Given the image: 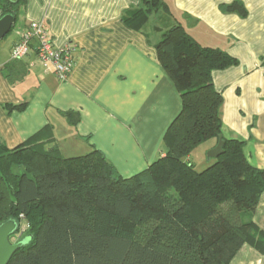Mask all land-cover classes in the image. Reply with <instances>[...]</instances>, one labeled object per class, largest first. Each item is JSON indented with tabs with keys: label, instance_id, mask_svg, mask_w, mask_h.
I'll return each mask as SVG.
<instances>
[{
	"label": "trees",
	"instance_id": "obj_1",
	"mask_svg": "<svg viewBox=\"0 0 264 264\" xmlns=\"http://www.w3.org/2000/svg\"><path fill=\"white\" fill-rule=\"evenodd\" d=\"M24 3L0 0V18L12 14L15 22ZM165 8L144 0L122 20L140 30ZM221 10L247 16L237 2ZM155 50L181 109L164 135L165 156L144 171L122 178L97 151L64 158L45 142L8 149L0 140V224L14 220L10 241L24 240L9 264H229L245 243L264 250L252 222L264 171L248 164L243 143L222 140L204 171L190 161L195 148L221 138L223 98L211 75L237 60L200 46L179 25Z\"/></svg>",
	"mask_w": 264,
	"mask_h": 264
},
{
	"label": "crops",
	"instance_id": "obj_2",
	"mask_svg": "<svg viewBox=\"0 0 264 264\" xmlns=\"http://www.w3.org/2000/svg\"><path fill=\"white\" fill-rule=\"evenodd\" d=\"M143 1L25 0L13 36L0 41L2 143L13 149L45 142V150L56 148L64 158L97 151L122 178L144 171L165 156L164 135L181 109L180 93L155 50L161 35L179 25L200 46L237 60L211 75L223 98L221 139L243 143L248 164L264 171V0H160L165 10L150 13L134 30L122 19ZM234 2L245 18L221 10ZM31 22L45 28L55 47L75 49L66 81L39 63L34 48L11 59ZM44 129L43 139L34 138ZM217 144L200 147L208 154ZM207 154V160L218 158ZM252 222L264 236V192ZM229 264H264V250L245 243Z\"/></svg>",
	"mask_w": 264,
	"mask_h": 264
},
{
	"label": "built area",
	"instance_id": "obj_3",
	"mask_svg": "<svg viewBox=\"0 0 264 264\" xmlns=\"http://www.w3.org/2000/svg\"><path fill=\"white\" fill-rule=\"evenodd\" d=\"M32 48L45 69L50 68L59 82L66 81L73 67L75 49L72 46L55 47L45 28L40 23L31 22L13 45L11 59H23Z\"/></svg>",
	"mask_w": 264,
	"mask_h": 264
},
{
	"label": "water",
	"instance_id": "obj_4",
	"mask_svg": "<svg viewBox=\"0 0 264 264\" xmlns=\"http://www.w3.org/2000/svg\"><path fill=\"white\" fill-rule=\"evenodd\" d=\"M11 5H16L19 0H8ZM14 24L12 14H6L0 18V41L10 33ZM223 141L219 137L214 150L207 154L210 158H217L222 153ZM18 224L14 220H7L0 224V264H9L13 254L23 246V242H12L10 237L16 234Z\"/></svg>",
	"mask_w": 264,
	"mask_h": 264
},
{
	"label": "rangeland",
	"instance_id": "obj_5",
	"mask_svg": "<svg viewBox=\"0 0 264 264\" xmlns=\"http://www.w3.org/2000/svg\"><path fill=\"white\" fill-rule=\"evenodd\" d=\"M20 22H21V18L19 17L14 24L12 32L10 34H7L8 37L13 36V32L15 31V29H17ZM200 146L195 148L190 154L191 164L194 166V169L197 172L204 171L207 167L211 166L214 163L213 160L206 159L207 153L205 154V152L202 151L203 147H200Z\"/></svg>",
	"mask_w": 264,
	"mask_h": 264
}]
</instances>
